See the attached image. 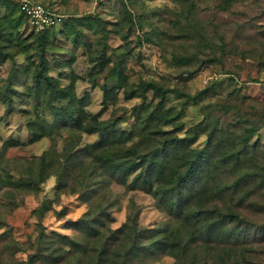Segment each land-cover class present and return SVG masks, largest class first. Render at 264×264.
<instances>
[{
  "label": "trees",
  "instance_id": "obj_1",
  "mask_svg": "<svg viewBox=\"0 0 264 264\" xmlns=\"http://www.w3.org/2000/svg\"><path fill=\"white\" fill-rule=\"evenodd\" d=\"M172 1L178 8L172 25L163 32L158 29L154 31H158L163 42H170L172 56L176 65L183 67V73L194 74L206 64H218L224 69L226 60L234 57L243 63L256 59L264 61V53L256 48L239 49L241 47L232 39L227 41L224 34L217 32L212 21L209 24L204 21L200 17L197 0ZM238 1L245 0H220L218 8L227 10L233 2ZM34 2L50 8L43 2ZM102 2L96 1L99 4ZM121 2L123 8L127 9V2ZM19 3L20 0L0 1L6 9V15L0 18V68L7 60L13 61L10 45H18L12 44V31L8 28H19L23 22L28 26V19L21 12ZM15 14L18 15L16 18ZM81 21L89 26L92 20ZM56 26L34 31L40 46L38 55L34 58L26 56L24 70L19 66L5 80L0 76V100L7 112L12 111V95L16 91L12 87V80L19 72L31 71L32 85L28 88V94L37 103L42 97H47L45 105L52 119L48 121L37 117L30 120L27 123L30 132L28 143L43 137L51 138L53 133L64 128L97 135L98 141L78 148L81 146L79 141L66 148L62 158L52 151H46L36 157L18 179H13L12 170L0 168V204L7 209H15L22 201L18 202L16 195L32 193L46 179L55 177L54 201H58L62 195L77 194L87 203L88 210L77 221L70 222L69 228L73 234H47L40 222L42 216L51 210L52 201L42 202L35 210L40 222L34 241L30 244L32 252L27 254L25 261L12 264H154L162 256L171 257L176 264H261L264 258V232L259 238L242 236L240 230L248 231L254 224L239 209L243 208L246 200L247 193L241 194L245 192L244 183L248 179L264 186V163H254L259 150L258 143L252 142L255 134L264 127V114L247 107L243 96L242 108H230L234 111L235 119L227 126H221L219 120L212 117L214 108L204 106L203 120L186 127L181 120L185 110L188 106L199 105L208 97L205 95L207 92L192 95L147 80L139 82V94L136 96L145 99V94L151 91L157 102L150 106L134 107L135 123L132 128L127 131L117 129L112 121L99 120L98 115L90 116L86 112L89 98L87 95L77 97L74 78L62 86L60 73H51L52 68L44 57V50L45 43L54 37ZM239 28L244 30L242 26ZM190 48L192 52L186 55ZM102 56L92 60L93 66L99 67L98 70H103L109 62ZM195 63H198L196 68ZM225 73L234 75V70ZM106 79L111 81V86L106 83L99 85L104 105L111 98L112 90L127 80L121 62L112 65ZM95 86L93 83L92 87ZM133 91L125 93L126 97H132ZM172 93L182 98L178 110L166 106ZM62 101L65 102L64 106L54 104ZM201 136H204L205 143L197 146L195 143ZM227 136H234L236 143L224 146L221 142ZM22 145L23 142L15 140L4 142L0 150V164L7 148ZM260 148L264 150V146ZM94 167L98 173L96 176L101 179V186L113 182L129 191H142L156 201L157 208L169 221L164 226L140 228L132 203L125 222L111 228L110 213L103 206L105 197L96 200L93 186L98 183L93 176ZM227 171L235 176L230 183H213L215 178ZM242 185L243 188L239 189ZM65 209L62 207L55 212V216L60 219ZM4 222L0 215V228ZM4 236L5 232L0 233V239L5 243L0 248V264H11L8 262L9 256L24 250L11 238L5 242L7 237Z\"/></svg>",
  "mask_w": 264,
  "mask_h": 264
},
{
  "label": "rangeland",
  "instance_id": "obj_2",
  "mask_svg": "<svg viewBox=\"0 0 264 264\" xmlns=\"http://www.w3.org/2000/svg\"><path fill=\"white\" fill-rule=\"evenodd\" d=\"M34 1L48 4L51 10L62 17L61 23L55 27L54 37H50L45 43L44 57L52 68L51 73L54 75L60 73L62 86H66L74 78L77 97L87 95L89 98L85 110L90 116L98 115L99 120H110L115 123L117 129L130 130L135 123L133 108L150 106L157 102L151 91L145 94V99L136 96L139 94V82L147 80H154L168 88H178L192 95L200 91L207 92L208 95L206 93L205 95L208 97L199 105L188 106L185 110L181 120L186 127L203 120L204 106L214 108L212 117L218 119L221 126H227L233 118L235 119L234 111L230 108L239 106L242 108L243 96L247 107L264 114V61L256 59L243 63L234 57L226 60L224 69L218 64H206L200 66L196 73L191 75L183 73L185 72L182 70L183 67L176 65L169 46L170 42H163L158 31H154L158 29L163 32L172 25L178 13V8L172 0H125L127 9L123 8L121 0H103L101 4L94 0ZM219 2L220 0H197L200 17L208 24L212 21L217 27V32L224 34L227 41L232 39L241 47L239 49L256 48L264 53L262 46L264 0L233 2L234 4L227 10H220ZM17 14L14 15L15 18ZM5 15L6 9L0 4V18ZM88 18L92 20L89 26L81 21ZM239 26L244 30L241 31ZM8 29L12 31V44L18 45H10L9 51L13 54V61L7 60L0 68V76L3 80L17 71L14 68L22 66L24 70L27 64L26 56L34 58L40 50L36 42L37 33L26 26L25 22L19 28ZM2 42L6 43L4 40ZM191 52L190 48L185 54L189 55ZM100 55H104L102 58L109 60L103 70H98L99 67L93 66L94 62H92ZM116 62H121L127 80L112 90V96L105 106L99 85L106 83L111 86L112 83L106 79V76ZM197 65L198 63H195L194 68ZM232 69L234 75L225 73ZM12 83L13 89L16 90L12 95V111L7 112L5 104L0 100V150L3 143L8 140L20 141L23 145L7 148L2 154L0 168L12 170L13 179H18L24 174L25 168L46 151H52L57 157L62 158L64 150L79 141L81 146L78 148H84L98 141L97 135H87L64 128L53 133L51 138L43 137L39 141L28 143L30 132L27 123L37 117L48 121L52 119L45 105L47 97H42L37 103L28 94V88L32 85L31 71L19 72ZM93 83L97 86L92 87ZM131 90H134V95L127 98L125 93H130ZM233 91H237L236 94L232 93ZM180 103L182 98L172 93L166 106L178 110ZM54 104L64 106L65 102ZM228 110L230 112L226 115ZM231 142L236 143L234 136H227L221 143L228 147ZM252 142L258 143L259 150L254 157V163H264V150L260 148L264 146V127L255 134ZM204 143L205 138L201 136L195 144L202 146ZM93 170L95 182L98 183L93 186L97 195L96 200L100 201L103 196L105 197L103 206L110 213L111 228H117L125 222L132 203L133 210L137 211L140 228L164 226L169 221L149 195L140 190L129 191L113 182L101 186V179L96 176L98 174L96 167ZM131 177L128 182L131 181ZM233 178H235L234 173L227 171L215 178L213 183H230ZM244 184H246L245 192L241 195L247 193V196L243 208L239 211L250 217L254 225L248 231L240 230V233L245 238H259L264 232V186L251 179ZM243 185L239 189H242ZM55 191V177H50L32 193L16 195L18 202L22 199L17 208L7 209L0 204V215L5 220L0 233L5 232L4 237H7L5 242L11 238L22 245L21 248L24 250L9 256L8 262L11 264L25 261L27 254L32 252L30 244L34 241L40 222L35 210L42 202L52 201L51 210L42 216L40 222L47 234L52 232L73 234L69 228L70 222L77 221L88 210L87 203L77 194L62 195L58 201H54ZM62 207L66 209L59 219L55 216V212ZM4 244L1 238L0 248H3ZM262 261L260 263L264 264V258ZM154 264L176 263L171 257L162 256Z\"/></svg>",
  "mask_w": 264,
  "mask_h": 264
},
{
  "label": "built area",
  "instance_id": "obj_3",
  "mask_svg": "<svg viewBox=\"0 0 264 264\" xmlns=\"http://www.w3.org/2000/svg\"><path fill=\"white\" fill-rule=\"evenodd\" d=\"M94 1L96 2L97 0ZM19 7L28 19V26L35 32L56 26L62 19L60 15L50 8L32 0H20Z\"/></svg>",
  "mask_w": 264,
  "mask_h": 264
}]
</instances>
